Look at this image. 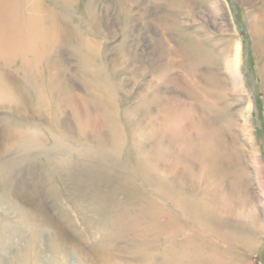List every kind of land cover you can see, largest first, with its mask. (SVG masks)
I'll list each match as a JSON object with an SVG mask.
<instances>
[{"label": "rangeland", "instance_id": "374dc122", "mask_svg": "<svg viewBox=\"0 0 264 264\" xmlns=\"http://www.w3.org/2000/svg\"><path fill=\"white\" fill-rule=\"evenodd\" d=\"M263 214L264 0H0V264H264Z\"/></svg>", "mask_w": 264, "mask_h": 264}, {"label": "bare ground", "instance_id": "6f19581e", "mask_svg": "<svg viewBox=\"0 0 264 264\" xmlns=\"http://www.w3.org/2000/svg\"><path fill=\"white\" fill-rule=\"evenodd\" d=\"M33 6L35 7H37V6H39V3L37 2V1H35V2H33ZM38 8V7H37ZM38 34V33H37ZM264 215V214H263Z\"/></svg>", "mask_w": 264, "mask_h": 264}]
</instances>
